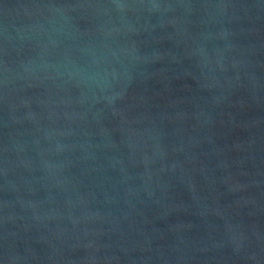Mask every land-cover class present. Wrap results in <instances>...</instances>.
Instances as JSON below:
<instances>
[{
	"label": "water",
	"instance_id": "1",
	"mask_svg": "<svg viewBox=\"0 0 264 264\" xmlns=\"http://www.w3.org/2000/svg\"><path fill=\"white\" fill-rule=\"evenodd\" d=\"M0 264H264V0H0Z\"/></svg>",
	"mask_w": 264,
	"mask_h": 264
},
{
	"label": "clouds",
	"instance_id": "2",
	"mask_svg": "<svg viewBox=\"0 0 264 264\" xmlns=\"http://www.w3.org/2000/svg\"><path fill=\"white\" fill-rule=\"evenodd\" d=\"M78 76H80L82 79L84 80H99L102 79V76L100 73L96 72V73H92V74H88V73H82V72H77L76 73Z\"/></svg>",
	"mask_w": 264,
	"mask_h": 264
}]
</instances>
